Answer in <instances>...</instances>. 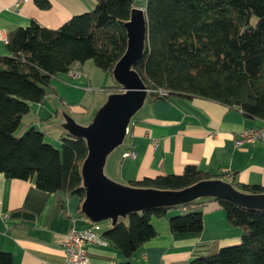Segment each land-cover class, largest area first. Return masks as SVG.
<instances>
[{
  "label": "trees",
  "instance_id": "16d2710c",
  "mask_svg": "<svg viewBox=\"0 0 264 264\" xmlns=\"http://www.w3.org/2000/svg\"><path fill=\"white\" fill-rule=\"evenodd\" d=\"M95 1L94 9L72 16L57 29L31 22L11 30L5 42L8 55L0 57V173L7 179H33L43 192L76 196L80 205L84 140L60 135L56 149L34 127L18 137L15 133L31 104L42 103L52 91L51 79L67 73L72 65L92 61L111 75L125 51L124 23L136 0ZM34 2L42 10L50 7L48 0ZM143 2L147 39L133 69L148 90L146 100L172 95L201 98L264 122V0ZM109 89L110 93L119 88ZM212 179L223 176L188 165L180 175L144 178L129 185L176 191ZM231 184L244 193H264L260 185ZM204 200L131 213L101 236L121 254L123 262L117 264H129L133 254L157 235L152 218H165L168 211L178 212L167 219L170 233H201ZM208 200L219 205L231 226L241 229V239L220 248L214 243L197 244L189 264H264V211L250 212L224 199ZM59 209H64L63 201ZM78 215L85 217L80 207ZM0 264H12L11 255L0 251Z\"/></svg>",
  "mask_w": 264,
  "mask_h": 264
},
{
  "label": "crops",
  "instance_id": "0c3cea01",
  "mask_svg": "<svg viewBox=\"0 0 264 264\" xmlns=\"http://www.w3.org/2000/svg\"><path fill=\"white\" fill-rule=\"evenodd\" d=\"M48 2L50 7L42 10L34 0L19 4L0 0V57L8 55L4 40L11 30L31 22L57 29L96 5L95 0ZM91 62L76 63L67 73L52 78V91L42 103L31 104L19 127L23 125L24 131L39 128L46 142L59 148L60 135H67L61 127L62 114L87 124L109 88L115 87L112 76L102 71L99 74ZM261 127L264 122L245 118L239 109L206 99L172 95L146 100L131 119L122 145L108 156L104 172L111 180L129 185L144 178L180 175L186 166L193 165L213 176H223L222 181L228 183L264 188V137L253 144H235L242 130ZM126 151L135 157H124ZM79 207L76 196L43 192L33 179H7L0 173V251L11 255L12 264H64L62 244L71 226L77 231L90 228L88 219L78 215ZM177 213L171 210L165 218H152L157 235L133 254L129 264H189L197 244L214 243L220 248L240 242L241 229L228 223L216 202L204 200L199 234L170 233L167 219ZM99 226L102 233L111 224L107 221ZM84 249L89 264L123 262L119 251L110 245L86 244Z\"/></svg>",
  "mask_w": 264,
  "mask_h": 264
},
{
  "label": "water",
  "instance_id": "95a60500",
  "mask_svg": "<svg viewBox=\"0 0 264 264\" xmlns=\"http://www.w3.org/2000/svg\"><path fill=\"white\" fill-rule=\"evenodd\" d=\"M126 48L111 76L118 92H110L85 124L62 114V129L71 138L83 139L87 154L80 166L84 198L80 205L91 223L111 226L131 213L169 208L199 199H224L250 211H264V193L248 194L220 179L202 180L181 190L137 188L111 180L104 172L108 156L122 145L133 116L146 101L148 90L133 66L140 60L147 39L144 8H132L124 23Z\"/></svg>",
  "mask_w": 264,
  "mask_h": 264
},
{
  "label": "built area",
  "instance_id": "2783aa9c",
  "mask_svg": "<svg viewBox=\"0 0 264 264\" xmlns=\"http://www.w3.org/2000/svg\"><path fill=\"white\" fill-rule=\"evenodd\" d=\"M27 0H16V3H22ZM6 42V40H4ZM160 95H166L162 90H158ZM264 137V127L257 129L242 130L238 136L236 145L253 144ZM124 157L134 158L135 154L131 151H126ZM94 244L106 246L107 243L101 236V228L97 223L90 222V228L84 231H77L72 225L67 232L63 241L64 264H89V257L86 254L84 245Z\"/></svg>",
  "mask_w": 264,
  "mask_h": 264
},
{
  "label": "rangeland",
  "instance_id": "374dc122",
  "mask_svg": "<svg viewBox=\"0 0 264 264\" xmlns=\"http://www.w3.org/2000/svg\"><path fill=\"white\" fill-rule=\"evenodd\" d=\"M135 7H137V8H144V2H143V0H136V1H135ZM91 63H92V62H91ZM98 72H99V74H101V71L98 70ZM115 91L118 92L119 89H115ZM100 106H101V105H100ZM96 110H97V109H96ZM96 110L92 113V116H93V114L96 112ZM90 117H91V116H90ZM91 118H92V117H91ZM91 118H90V120H91ZM22 129H23V130H22ZM38 129H39V128H38ZM22 133H24V126H23V125L17 129V131H16V133H15V136L18 137V136L22 135ZM46 139H49L48 136L46 137ZM51 145L54 147L53 144H51ZM54 148H56V147H54ZM56 149H60V146H59V148H56ZM106 222H107V221L99 222V225L104 226V225H106Z\"/></svg>",
  "mask_w": 264,
  "mask_h": 264
}]
</instances>
